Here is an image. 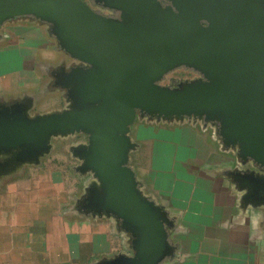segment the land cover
Returning a JSON list of instances; mask_svg holds the SVG:
<instances>
[{
	"label": "water",
	"instance_id": "1",
	"mask_svg": "<svg viewBox=\"0 0 264 264\" xmlns=\"http://www.w3.org/2000/svg\"><path fill=\"white\" fill-rule=\"evenodd\" d=\"M0 0V29L20 18L46 26L77 62L55 71L65 109L31 115L25 98L0 103V182L40 166L54 139L82 135L69 148L88 176L73 211L114 220L131 254L100 264H166L176 258L173 222L145 196L131 168L137 120L200 122L253 171L237 172L246 199L264 205V0ZM187 68L201 79L161 85Z\"/></svg>",
	"mask_w": 264,
	"mask_h": 264
},
{
	"label": "crops",
	"instance_id": "2",
	"mask_svg": "<svg viewBox=\"0 0 264 264\" xmlns=\"http://www.w3.org/2000/svg\"><path fill=\"white\" fill-rule=\"evenodd\" d=\"M70 60L46 26L30 18L5 24L0 29V103L28 98L31 115L65 109L64 93L53 84L55 71L74 65ZM49 61L56 63L45 64ZM137 121L131 131L137 144L131 168L143 194L173 222L169 235L176 258L166 264H264V205L250 203L234 177L252 172L251 165L223 146L214 126ZM37 175L13 179L0 193V264H100L131 254L129 238L114 220L66 209L69 202L61 192L64 196L66 185L74 187V182L65 183L54 169ZM80 176L87 179L85 186L89 178Z\"/></svg>",
	"mask_w": 264,
	"mask_h": 264
},
{
	"label": "rangeland",
	"instance_id": "3",
	"mask_svg": "<svg viewBox=\"0 0 264 264\" xmlns=\"http://www.w3.org/2000/svg\"><path fill=\"white\" fill-rule=\"evenodd\" d=\"M84 1H88V0H84ZM95 6L102 8V7L97 6V5H95ZM16 25L21 26L23 24H21V25L16 24ZM26 36H27V34H26ZM40 37L45 38L41 34L39 35V39H40ZM15 41L16 40H13V42H15ZM47 42H48V44L53 43V41H47ZM38 55L40 56V55H42V53H39ZM55 63H56L55 61H49L45 64H47V65L53 64L54 65ZM47 65H44V66L46 67ZM180 74H182V73L176 72V73L169 74L163 80L161 85L166 86V87H171L173 80H176L179 77H182V75H180ZM37 109H40V106H38ZM40 111H42V110H40ZM140 122H141V120L139 119L137 121V124H139ZM84 142H85V138H83L82 136H78V137L75 136V137H71V138L69 137L66 139H57V140L54 139L52 141L53 148H52L51 152L41 160V165L37 166L36 168L32 167V166L31 167H23L19 172L15 173V175L3 177V180L0 183V193L2 192L3 187L6 186L7 183H9V181H11L13 179H16V178L17 179H19V178L28 179L30 177L34 178V177H37L38 176L37 174L43 170L54 169V170H57L58 172H60L62 174V178L65 179V181H64L65 183H67L68 181H72L75 183L74 187L71 186V183L69 185L68 184L66 185L67 188H65V190H67V193H65L64 196H63V193L61 192V195H62L61 199L63 197H65V199H67V201L69 202L66 209L71 208L73 206V204L83 194L84 179H86V178L84 177V179H83L82 176H80L77 172H75V168L79 165V161H77L72 156L69 148L71 146L76 145L77 143H83L84 144ZM131 165H133V161L131 162Z\"/></svg>",
	"mask_w": 264,
	"mask_h": 264
},
{
	"label": "flooded vegetation",
	"instance_id": "4",
	"mask_svg": "<svg viewBox=\"0 0 264 264\" xmlns=\"http://www.w3.org/2000/svg\"><path fill=\"white\" fill-rule=\"evenodd\" d=\"M84 2H86L97 13L103 14L105 16L113 17V18H118V16H119L118 13L111 12L109 10L107 11L105 9L96 7L95 4L91 0L84 1ZM70 62H72L74 65L78 64L77 62H75L73 60H70ZM176 72H181L182 74H180V75H182V77H179L178 79L173 80L171 87H176L177 85H179L183 82H189L192 80H198V79L202 78L200 74H198L197 72H195L193 70L187 69V68H179V69L171 72L170 74L176 73Z\"/></svg>",
	"mask_w": 264,
	"mask_h": 264
}]
</instances>
